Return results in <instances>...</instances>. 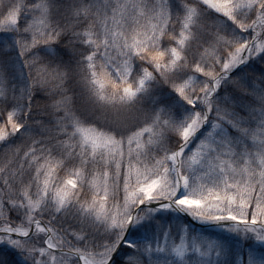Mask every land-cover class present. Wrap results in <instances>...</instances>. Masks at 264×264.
Instances as JSON below:
<instances>
[{
    "label": "snow or ice",
    "instance_id": "obj_1",
    "mask_svg": "<svg viewBox=\"0 0 264 264\" xmlns=\"http://www.w3.org/2000/svg\"><path fill=\"white\" fill-rule=\"evenodd\" d=\"M0 264H264V0H0Z\"/></svg>",
    "mask_w": 264,
    "mask_h": 264
}]
</instances>
